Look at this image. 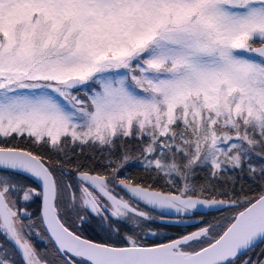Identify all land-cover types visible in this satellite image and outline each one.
Masks as SVG:
<instances>
[{"label":"snow or ice","instance_id":"obj_1","mask_svg":"<svg viewBox=\"0 0 264 264\" xmlns=\"http://www.w3.org/2000/svg\"><path fill=\"white\" fill-rule=\"evenodd\" d=\"M0 264H264V0H0Z\"/></svg>","mask_w":264,"mask_h":264}]
</instances>
